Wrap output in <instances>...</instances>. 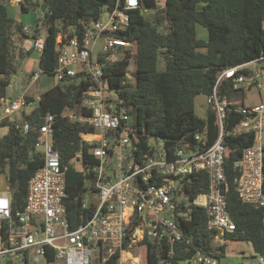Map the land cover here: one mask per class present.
Wrapping results in <instances>:
<instances>
[{
  "label": "trees",
  "instance_id": "16d2710c",
  "mask_svg": "<svg viewBox=\"0 0 264 264\" xmlns=\"http://www.w3.org/2000/svg\"><path fill=\"white\" fill-rule=\"evenodd\" d=\"M9 1L0 0V98H8V87L13 77L22 72L23 60L31 52L19 47L16 37L34 40L44 31L45 46L39 67L41 74L54 76L59 48L74 37L82 40L88 27L101 18L105 7L110 11L121 0H39L36 3L22 0L23 12L36 7L42 11L32 35L24 31L23 22L10 14ZM139 3L140 8L130 10V25L117 33L136 45V68L131 72L134 78L126 77L133 50L119 49L116 59L113 52L97 53L105 79L119 90L129 108L139 152L151 151L160 141L167 149L185 144L203 146L195 140L197 133H202L207 146L212 145L219 135L217 113L208 105L207 117L198 116L195 99L198 95L211 94L221 70L256 60L264 54V0H139ZM199 25L206 29V38L198 36ZM161 58L162 69L159 68ZM55 80L50 89L40 94L31 112L24 111L21 118L0 123V128L8 127V132L0 136V173L8 172L13 210H21L28 181L45 162L44 154L36 147L39 128L46 113L53 114V143L66 167L65 204L71 226L75 228L83 215H91V208L83 209L82 203L87 192L96 190L91 182V168L97 159L90 153L92 145L84 143L81 137L82 132L92 131V128L69 120L64 113L71 110L90 114V110L83 107V100L84 90L92 81L85 76ZM220 94L230 99L241 98V101L246 97L245 90L233 88L232 77L220 84ZM26 100L30 104L36 98L28 94ZM241 119L239 114L231 112L226 129H233ZM25 124L29 125L28 130L24 129ZM223 142L228 149L225 159L229 186L227 208L236 231L225 237L218 235L208 229L203 207L183 201L177 212L187 215H178L177 220L189 235L190 244L189 249L184 244L178 246L172 258L174 264L192 258L197 249L217 258L220 264L226 257L227 241L249 242L252 257L264 255V211L243 202L235 188L239 171L234 163L243 150L253 144L254 134L227 135ZM79 152L83 156L79 159L82 171L72 162ZM208 189L209 175L205 170L188 174L183 180L182 193L188 202ZM223 238L225 243H217ZM144 243L140 249L145 256L143 264H158L159 249L148 240ZM49 254L51 257L52 253ZM95 264H116V261L112 257L105 262L96 260Z\"/></svg>",
  "mask_w": 264,
  "mask_h": 264
},
{
  "label": "built area",
  "instance_id": "2783aa9c",
  "mask_svg": "<svg viewBox=\"0 0 264 264\" xmlns=\"http://www.w3.org/2000/svg\"><path fill=\"white\" fill-rule=\"evenodd\" d=\"M140 7L139 0L118 1L107 15L103 14L88 27L82 40L74 37L59 48L55 78L63 81L85 76L92 81L84 90L83 100V107L90 114L71 110L64 113L69 120L92 128L81 134L84 143L92 145L90 153L97 159L91 168L96 190L87 192L82 203L83 209L91 208V215H83L75 228L71 226L65 204L66 167L54 148V115L46 113L36 142L45 162L28 181L23 208L13 210L9 187L0 192V258L6 257V264L21 260L27 264L31 254L34 264H40L41 258L46 264L49 259L65 264H95L96 260L105 262L112 257L116 264H143L145 256L140 249L147 240L160 251L158 264H174L172 258L178 246L184 244L189 249L190 244L189 235L177 220L178 215H187L177 212L185 201L181 199L183 180L200 170L209 175V189L189 203L205 209L208 229L222 237L234 233L236 224L227 208L228 149L223 142L227 135L254 134L253 144L234 163L239 171L235 188L243 202L264 211V54L218 73L213 91L207 96L219 125L218 138L212 145L207 146L202 133H197L195 140L203 146L185 144L167 149L160 141L151 151L140 153L129 108L119 90L105 79L97 57L99 51L113 52L114 57L119 49L133 50V66L129 65L126 77L134 78L131 72L136 68V45L117 33L130 25V10ZM23 29L29 34L34 31L28 25ZM33 42L34 49L41 54L45 35L40 34ZM41 72L40 68L33 72L30 83L37 81ZM230 77L234 89L247 93L255 86L262 100L249 104L245 103L246 97L241 101L222 96L220 84ZM39 97L40 94L36 99ZM28 105L25 92L13 99L0 98V123L18 119ZM231 112L242 119L227 130ZM24 129L28 130L29 125L25 124ZM82 158L81 152L76 154L75 159ZM257 260L258 264H264V255H258ZM179 264H219V261L197 249L192 258Z\"/></svg>",
  "mask_w": 264,
  "mask_h": 264
},
{
  "label": "rangeland",
  "instance_id": "374dc122",
  "mask_svg": "<svg viewBox=\"0 0 264 264\" xmlns=\"http://www.w3.org/2000/svg\"><path fill=\"white\" fill-rule=\"evenodd\" d=\"M22 1V0H21ZM20 1V2H21ZM39 0H30L31 3H36ZM18 0H10L8 4L9 12L10 14L18 21V22H28L32 26L36 27L38 19L42 15V11L40 7L32 8L27 12H23L21 10V7L19 5L20 3ZM13 3V4H12ZM18 5V6H15ZM104 15L108 14L107 8L105 7ZM24 17L23 19L21 17ZM34 32V31H33ZM32 34V33H31ZM43 34L44 31H43ZM198 36L202 38H206L207 31L204 27L198 26ZM61 37V35L58 36V39ZM118 55H115L114 58H118ZM133 66V63L131 64ZM159 68H164V61L161 58L159 62ZM133 71V70H132ZM56 80L54 76H49L46 74H41L40 79L37 82H33V85L30 88V92L36 91L35 93H44L48 89H50L54 84ZM22 92V90H21ZM29 92V93H30ZM20 95V91L16 90L14 86L10 85L8 87L7 95L8 98L14 97L17 95ZM262 100L261 94L258 92V90L255 88V86H252L250 89L247 90L245 103H258ZM207 97L204 95H198L195 99V111L196 114L202 118L207 117ZM38 104V100L36 99L34 102L30 103L26 108L25 112L29 113L31 112ZM17 118H21L20 116H17ZM130 121L132 122L133 119L131 118ZM8 132V127H1L0 128V136H3ZM73 165L77 170H83V164L81 160L74 159ZM9 187L8 184V172L0 173V192L7 190ZM181 199H184V196L181 197ZM186 203H189L188 200L185 198ZM226 242V241H225ZM218 240L217 243L220 245L225 243ZM34 254V253H33ZM253 254L252 247L249 242L246 241H227L226 242V257L223 258L220 262V264H258L257 258H254L251 256ZM7 259L6 257L0 258V264H6ZM17 264H26L24 260L18 261ZM27 264H34L33 257L31 254V257L29 258V262ZM40 264H46V260L41 258ZM48 264H65L62 260H53L48 262Z\"/></svg>",
  "mask_w": 264,
  "mask_h": 264
},
{
  "label": "crops",
  "instance_id": "0c3cea01",
  "mask_svg": "<svg viewBox=\"0 0 264 264\" xmlns=\"http://www.w3.org/2000/svg\"><path fill=\"white\" fill-rule=\"evenodd\" d=\"M19 5H20V3H19ZM15 6H18V5H15ZM21 18L23 19L24 17L22 16ZM22 21L25 25L33 27V30H34V26L29 24L28 22H25L24 20H22ZM40 32L42 33L43 30H41ZM16 40H17L16 43L19 47L24 48L25 50H31V52L23 60L22 72L18 73L17 75H15L13 77V81H12L11 86L13 85L16 90L20 91V93L25 92L26 95H28V94L34 95L36 98L39 95V93H35L36 91L30 92V88L33 85V83H30V76H31L30 73H33L40 68L39 67V58H40L41 54L34 49V45H33L34 40L31 37H24L22 39L19 37H16ZM39 79L37 81H39ZM37 81H35V82H37ZM21 90H22V92H21ZM17 96H14L13 98H15ZM219 241L225 242V239H220Z\"/></svg>",
  "mask_w": 264,
  "mask_h": 264
},
{
  "label": "water",
  "instance_id": "95a60500",
  "mask_svg": "<svg viewBox=\"0 0 264 264\" xmlns=\"http://www.w3.org/2000/svg\"><path fill=\"white\" fill-rule=\"evenodd\" d=\"M91 182H93V178H91Z\"/></svg>",
  "mask_w": 264,
  "mask_h": 264
}]
</instances>
